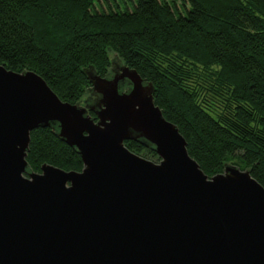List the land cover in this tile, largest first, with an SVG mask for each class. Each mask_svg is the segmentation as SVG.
I'll list each match as a JSON object with an SVG mask.
<instances>
[{
	"label": "water",
	"instance_id": "water-1",
	"mask_svg": "<svg viewBox=\"0 0 264 264\" xmlns=\"http://www.w3.org/2000/svg\"><path fill=\"white\" fill-rule=\"evenodd\" d=\"M82 72L88 95L71 104L0 64V264H264V187L250 170L206 175L153 84L118 56L105 76ZM38 128L75 150L81 171L33 172Z\"/></svg>",
	"mask_w": 264,
	"mask_h": 264
},
{
	"label": "trees",
	"instance_id": "trees-1",
	"mask_svg": "<svg viewBox=\"0 0 264 264\" xmlns=\"http://www.w3.org/2000/svg\"><path fill=\"white\" fill-rule=\"evenodd\" d=\"M130 3L104 11L98 0H0V64L35 72L75 104L90 88L83 69L105 76L114 53L153 84L155 104L206 175L227 163L264 187V0ZM125 145L158 161L150 148ZM26 161L35 173L43 164L82 169L50 128L30 133Z\"/></svg>",
	"mask_w": 264,
	"mask_h": 264
},
{
	"label": "rangeland",
	"instance_id": "rangeland-1",
	"mask_svg": "<svg viewBox=\"0 0 264 264\" xmlns=\"http://www.w3.org/2000/svg\"><path fill=\"white\" fill-rule=\"evenodd\" d=\"M99 5H97L98 8L103 9L104 11L108 10V8H111L112 10H120L124 11L131 7L130 1L126 0H106L107 2H104L105 0H98ZM179 3V2H178ZM179 5V4H178ZM113 54H110V58L115 59ZM117 63V62H116ZM119 64V63H117ZM157 162V160H152Z\"/></svg>",
	"mask_w": 264,
	"mask_h": 264
}]
</instances>
